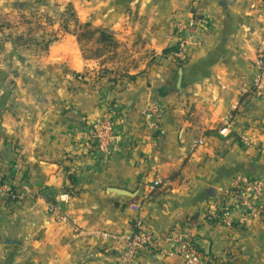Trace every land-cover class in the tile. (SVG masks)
I'll use <instances>...</instances> for the list:
<instances>
[{"label":"crops","instance_id":"1","mask_svg":"<svg viewBox=\"0 0 264 264\" xmlns=\"http://www.w3.org/2000/svg\"><path fill=\"white\" fill-rule=\"evenodd\" d=\"M34 10L46 12L54 33L22 31L17 40L49 47L13 56L35 59L26 73L39 86L18 82L9 92L0 84V179L13 189L0 195V264H115L114 245L99 235L139 223L159 236L190 231L213 264H264V199L254 220L237 212L225 226L206 217L235 176L264 179V91L253 89L257 60L264 62L259 0H0V14ZM68 11L129 52L115 72L124 76L94 77L100 64L83 55ZM190 15L207 19L208 29L180 67L173 27ZM149 103L161 109L157 129L144 115ZM110 109L120 138L102 157L90 130ZM228 117L232 130L223 137ZM199 139L205 145L192 151ZM154 181L162 184L151 192ZM111 189L137 197L122 200ZM65 192L78 232L50 212ZM139 263L182 261L165 246L144 251Z\"/></svg>","mask_w":264,"mask_h":264},{"label":"built area","instance_id":"2","mask_svg":"<svg viewBox=\"0 0 264 264\" xmlns=\"http://www.w3.org/2000/svg\"><path fill=\"white\" fill-rule=\"evenodd\" d=\"M264 20V0H259ZM174 35L177 39L172 52V57L179 65L189 62V51L192 48H200L203 40L202 36L208 29L207 19L190 15L180 17L174 22ZM264 32V29H263ZM264 51L263 46L260 54ZM258 74L253 85L254 92L264 91V62L263 57L257 60ZM249 92V91H248ZM247 91L244 93H248ZM145 118L150 126L157 129L161 125V109L155 103H149L144 111ZM233 121L226 118L219 134L223 137L230 135ZM90 135L95 142L97 153L102 157L111 156L119 141V127L117 125L116 114L113 109L108 110L105 115L97 119L90 130ZM245 145H249L248 138H242ZM205 145L204 139L196 140L191 150L195 151ZM162 182L154 181L150 186V191H155ZM0 195L10 196L11 187L5 184L0 187ZM264 199V179L247 175H237L232 179L231 186L221 197L213 199L207 207L206 217L212 222L218 220L225 226H231L234 214L241 213V221L254 220L261 216L263 207L261 202ZM59 204L52 205L50 212L56 215L58 222L73 227L78 232L77 221L64 209L70 203V197L65 192L59 197ZM140 209V206L134 210ZM138 227L130 233L103 232L99 236L105 242L114 245L118 256L115 264H140L141 254L150 249H164L168 247V256L179 258L182 264H213L210 258L196 246L191 232L183 229H175L164 236L154 234L151 230Z\"/></svg>","mask_w":264,"mask_h":264},{"label":"rangeland","instance_id":"3","mask_svg":"<svg viewBox=\"0 0 264 264\" xmlns=\"http://www.w3.org/2000/svg\"><path fill=\"white\" fill-rule=\"evenodd\" d=\"M47 17L48 15L46 12H41V10L30 11V13L28 12L26 15L20 14L16 11L7 14H0V67H3V69L4 67L9 68L8 73L0 72V84H6L9 88V92L17 87L18 82L24 83L27 86L30 84L32 89L34 88V85L37 87L39 86V83L34 80L36 79V75L34 76L32 73H26V70L31 66L28 61H34L35 59H25L21 56L18 58L13 55H16L17 53L21 55L25 48H28L32 53L34 51H46L48 49L50 44L49 41L37 42L32 38L26 41H23V39L19 41L17 40L18 37H22L19 35L23 33L26 34V37L32 35L33 32H36L37 34H42L46 31L54 33L50 32L53 27ZM66 19L68 20L67 22L72 23V27L74 26L72 29L78 33L80 25L76 21L72 11H68ZM26 21H28V23ZM52 36L54 35H51V37ZM26 37H24V39ZM98 37L99 36L96 35L91 40H88L89 38H84L83 47L80 46L82 53L86 58L98 61L100 64L99 70L95 73L94 77L112 80L124 76L122 72L117 74L115 72L123 67V64L129 61V58L127 57L129 52L122 50L117 43L115 47L104 50L103 45L97 42ZM7 38L8 43L5 40ZM10 40L12 41L10 42ZM120 63L123 64L119 66Z\"/></svg>","mask_w":264,"mask_h":264},{"label":"trees","instance_id":"4","mask_svg":"<svg viewBox=\"0 0 264 264\" xmlns=\"http://www.w3.org/2000/svg\"><path fill=\"white\" fill-rule=\"evenodd\" d=\"M96 35H98L97 42L103 45L104 50L111 49L116 46V42L114 40V37L110 35L109 33L100 30V29H94L91 27L90 24H84L80 25L79 31L77 33V38L80 46L83 47V39L84 38H89L88 40L93 39ZM182 67L183 65H179ZM244 175V174H243ZM248 176V175H247ZM8 184L11 187V192H12V185L10 182V179L7 176H3L0 179V187Z\"/></svg>","mask_w":264,"mask_h":264},{"label":"water","instance_id":"5","mask_svg":"<svg viewBox=\"0 0 264 264\" xmlns=\"http://www.w3.org/2000/svg\"><path fill=\"white\" fill-rule=\"evenodd\" d=\"M111 193L116 194L120 199L124 200V199H134L137 197V194L135 193H130L124 190H120V189H111L110 191Z\"/></svg>","mask_w":264,"mask_h":264}]
</instances>
